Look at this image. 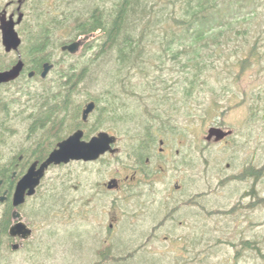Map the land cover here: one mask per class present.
<instances>
[{
    "label": "rangeland",
    "instance_id": "374dc122",
    "mask_svg": "<svg viewBox=\"0 0 264 264\" xmlns=\"http://www.w3.org/2000/svg\"><path fill=\"white\" fill-rule=\"evenodd\" d=\"M10 1L0 0V12ZM117 1L106 0L104 4L101 0H27L23 10H27L28 17L19 28L25 39L20 52L27 55L31 45L28 38L30 32L36 35L34 42H38L39 35L45 29L46 18L49 20L53 14H58L65 5L87 12L99 4L111 8ZM233 4L237 6V3ZM150 5L155 9L152 11L160 7L156 0H150ZM253 6L258 9L260 19L257 22L261 29L264 26V0ZM150 27L159 32L158 22H152ZM242 32L234 36L232 45L217 48L218 51L209 58L220 69L207 73L211 75L210 81L213 82L214 78L215 82L219 80L218 83L226 90L214 94L210 91V85L202 84L205 87L196 92L172 122L179 132L172 134L159 130L157 133L156 141L164 139L184 144L164 145L166 156H163L162 163L165 168L161 174L165 178L149 189L158 196L138 187L132 193H127L122 188L108 191L104 186L112 177L133 172L132 166H136L137 159L133 154L129 155L130 145H116L120 154H106L97 161L52 165L37 193L19 208L21 220L32 228V235L28 239L14 241V244H19L18 251H12L11 246L5 244L2 251L4 258L0 264H131L114 259L101 261L103 251L108 248L124 256L130 253H135L134 257L144 256L143 260L146 256L153 257L156 264H264V205L260 201L264 198V97L256 100L257 96H251L252 91L264 89V36L257 35L254 28H250L247 35ZM102 33L97 31L86 37L79 36L84 37L83 45L74 55L64 54L62 45L55 47L51 44L46 53L58 66L50 71L46 79L41 80L39 76L36 80L28 81L26 76L14 88H24L34 96L44 93L46 88L49 93L54 91V86L60 83V68L77 59L85 63L94 54L96 49L91 46L101 41ZM65 34L60 29L50 33V36L53 39H66ZM147 42L148 49L158 48ZM254 42L257 55L242 68L238 59L246 57L251 49L249 44ZM16 57L17 53L5 52L0 30L1 66L5 67ZM178 66L171 58L167 60L162 72L164 77L176 75ZM158 75H146L138 70L131 72L123 89L116 87L122 93L124 105L119 103L118 108L123 116L133 111L143 113L146 104L158 98L153 94L155 87L150 86L154 81L159 82ZM101 79L103 76L98 77L95 70L74 88L73 108L74 111L79 110V117L69 129L63 131L67 135L55 143L53 141V145L75 131L84 104L93 100L105 86ZM171 85L175 87L178 84L171 82ZM86 91H90V94L87 95ZM214 99H218V102L215 103ZM210 107L215 109L211 111ZM94 114L84 128L86 134L92 126H96ZM137 124L130 116L127 121L117 118L106 122L104 127L95 130L89 137L85 134L84 139L88 140L100 131H108L117 135L120 141H132L128 133ZM212 126L232 130L229 142L221 143L214 138L207 140L208 129ZM20 129L23 131V128ZM153 129L158 131V125L155 124ZM21 134L1 132V167L15 161L23 149H38V145H20ZM50 146L40 145L44 149ZM159 147L154 145L152 152L157 154ZM144 163L140 165L145 167ZM252 168L262 170L258 178H236ZM63 181L69 183V190L67 194L61 192L60 195H65L67 201L80 199L81 210L78 206L74 210L39 213L37 207L50 201L52 188L54 185L59 187ZM177 182L183 186V191H176ZM167 192L173 193L175 202L178 199H185L186 202L177 205L175 202L167 204L169 200L160 202L158 197L166 196ZM253 202H256L255 206H252ZM169 213H174V220L164 219ZM246 240L252 242L254 247L244 244Z\"/></svg>",
    "mask_w": 264,
    "mask_h": 264
},
{
    "label": "trees",
    "instance_id": "16d2710c",
    "mask_svg": "<svg viewBox=\"0 0 264 264\" xmlns=\"http://www.w3.org/2000/svg\"><path fill=\"white\" fill-rule=\"evenodd\" d=\"M101 1L106 3V0ZM156 1L160 5L156 11H152L154 7L150 5V0H118L111 8L99 4L87 12L77 11L65 5L58 11V14H53L49 20L46 18L45 29L33 47V55H35L33 62L36 64L35 68L38 73L41 72L45 61H51V57L46 53L51 44L58 47V45L76 40L79 36H86L97 31L103 32L101 41L96 46H91L96 50L85 63L82 64L77 59L59 70V78L63 81L54 86L55 89L52 91L54 143L67 135L63 131L69 129L72 121L67 125L65 119L70 117L77 121L79 117V110L74 111L73 108L74 88L95 70H97L98 77L103 76L101 80L105 86L93 97V100L96 101L93 114L95 113L97 122L95 127H91V131L86 134V137H89V134L95 130L104 127L106 122L117 118L127 121L128 116L138 123L128 133L132 141H156L159 130L172 134L178 133L179 131L175 129L172 122L180 113V109L188 105L196 92L205 87L202 84L210 85V91L214 94H218L223 89L226 90L221 83H218L219 80L215 82L214 78V83L211 82V75L207 74L212 69L220 70L215 61L209 59L218 51L217 48L223 49L227 45H232L235 35L242 31L244 35H247L250 28H254L257 35L264 36V26L261 29L258 27L257 21L260 19L258 9L253 6L260 0ZM233 3H237V6ZM152 22H158L159 32L150 27ZM242 27H245L244 30H241ZM60 29L65 31L66 39H53L50 33ZM147 41H150L153 46L157 45L158 48L148 49ZM249 45L251 46L250 52L246 54V57L238 59L242 68L251 62L252 57L257 55L255 42ZM170 58L179 64V70L176 71V75L165 78L162 72ZM227 62L225 61V63ZM56 66L58 63L54 65L53 70ZM96 66L98 67L96 68ZM1 68L3 66L0 62V70ZM138 70L146 75L159 73L157 76L159 82L154 81L150 84L152 88L155 87L153 94L158 98L152 101L153 104H146L143 113L138 114L133 111L123 116L122 111L118 110L119 103L124 105L122 93L116 87L123 89L129 81L131 72ZM171 82H176L178 85L174 87ZM162 88L164 89L163 93H161ZM46 90L47 88L45 93ZM89 92L86 91V94H90ZM251 96H257L256 100L263 98L264 89L252 91ZM214 102H218V99H214ZM210 109L212 111L215 108L210 107ZM155 124L158 125V131L153 129ZM55 146L52 145L44 149L38 145V149L33 151L39 159H43ZM143 146L130 145L129 155L133 154L141 159V162H144L143 154L149 150ZM103 157L104 155L100 159ZM16 162H18V157L15 161L1 167L2 189H8L9 193L6 201H1L0 260L4 258L2 251L5 244L10 245L12 251H18L14 248L16 237L10 235L9 232L10 226L14 222L13 212L16 209L11 196L16 181L21 175L19 172L17 176H14V171L21 168L16 165ZM261 172L262 170L252 168L250 171L245 170L236 178L242 179L245 176L258 178ZM67 184L69 183L63 181L59 187L54 185L51 194H49L51 200L43 202L42 206L37 207L38 212L51 214L74 210L82 205L81 202H78L80 199L67 201L65 195H60L61 192L67 194L66 192L69 190ZM253 197L255 199V195ZM260 201L264 205V198ZM255 204L256 202H253L252 206ZM79 208L81 210L82 206ZM244 244L254 247V244L248 240L244 241ZM127 247L130 249L129 246ZM117 253L108 248L103 251L101 261L114 259L116 262L127 261L131 264H156L157 262L155 258L149 256L143 260L144 256L134 257L135 253H130L128 256L121 255V252Z\"/></svg>",
    "mask_w": 264,
    "mask_h": 264
},
{
    "label": "flooded vegetation",
    "instance_id": "af4514ba",
    "mask_svg": "<svg viewBox=\"0 0 264 264\" xmlns=\"http://www.w3.org/2000/svg\"><path fill=\"white\" fill-rule=\"evenodd\" d=\"M19 1L20 0H16V2L15 0L10 1L4 7L1 8V11L6 9L8 15L14 14L15 20H17L19 16V10H18V7L20 5ZM22 1L23 3L21 4L20 11L24 13V17L20 23L16 24V30L18 31L22 39V43L18 51H15V50H12L10 52L5 51L6 53H11V54L17 53V57L14 60H11V62L7 64L5 67L1 68V71L10 69L20 59L24 61V68L18 78L11 80L9 82H4L0 84V90H1L0 138H1V132H6L7 134L13 133L14 135L22 132L21 135L23 136V138L20 140V145H53V140H54V137H53V131H54L53 92L51 91L49 93L48 91H46V93L44 92L40 94L39 96H34L30 94L29 91L24 90V88H19V89L14 88L16 87L15 85L21 82L23 79H25L26 76H27L28 81L38 79L39 76H41L44 64L46 62L53 63L51 61H45L43 63L41 72L38 73L36 71V68H35L36 64L33 62L34 56H35L33 55V52H34L33 47L36 43L34 42L36 39V35L33 34V31L30 32V36L28 37L31 45L29 46L27 55L24 56L20 52V48L23 46V44H25L24 43L25 39L23 35L21 34V32L19 31V28L25 23L26 18L28 17L27 10L26 9L23 10V7H25L27 0H22ZM15 5L16 7L13 8ZM83 39L84 37L83 38L81 37L76 40H81L83 43ZM74 41H71V42H74ZM71 42H68V43H71ZM68 43H65V44H68ZM63 53L68 54L69 52L63 51ZM32 71H34L35 74L34 76L30 77L29 73H31ZM48 75L45 78L41 76L42 78L41 80L46 79ZM59 81L61 82L63 80L60 79ZM65 81H67V79H65ZM91 101H94L96 103L95 100H90L87 103ZM87 103H85L82 108L81 120L79 124L77 125V128L75 129V131L80 128L84 129L85 126L90 123V119H91L93 112L89 114L86 120L82 118L83 110ZM65 121L68 125L71 121L73 122L74 119L73 118L70 119L69 117V118H66ZM20 128H23V131ZM85 134H86V131H85ZM232 134H230L223 140H220L219 142L221 143L229 142V138L232 136ZM110 145H114L115 147L116 145H144L143 148H147V150L149 151L143 154L144 157L142 159L145 161L144 166L148 168L146 169L145 167L141 166L140 165L142 163L140 161L141 159H139L138 157H135L134 159L135 160L137 159V163H136V166H132L133 172L127 173L124 176L112 177L111 179L113 178L117 179V186L113 189H109L106 185L107 183H104V186L106 187V189L108 191H115L117 189L122 188V190H126L127 193H132L133 190H135V188L138 187L143 190L145 189L146 192L150 195L158 196L157 193H153V190H149V189H152L155 186L156 182L163 181L165 178V176L161 174V171H163L165 168L164 167L165 165H163L162 163L163 156L164 155L166 156V154L164 153V150H165L164 145H184V144H181L178 142L177 143L168 142V141H165L164 139H160L159 141H120V138L118 137V141L113 142ZM154 145L160 146L157 154H154V152H152ZM22 151L17 156L18 162H16V165L21 168L17 171H14V176H17L19 172H21V175L18 177L17 181L27 172L28 168L34 161H39V163H41L47 157L46 156L43 159H39L37 157V154L33 151V149H30V148L23 149ZM118 151L120 152V149ZM118 151L114 154L113 153H107V154H111L115 156V155L120 154ZM1 181L2 180H1V163H0V222H1V196L6 195V198L4 200L6 201V199L8 198V193H9L8 189H2ZM175 189L176 191L181 192L183 191L182 190L183 186L177 182L175 184ZM37 191H38V188H37ZM13 192H12V195H13ZM143 194L145 195L146 193H143ZM29 198L31 197H27L26 201ZM158 198H159V201L162 203H165L166 200H169L167 201V204H173L175 202V199H174L175 197L173 198V193L171 192H167L166 196H163L161 198L159 196ZM185 202H186L185 199H178L175 202V205H177V203L184 204ZM170 214L172 216L171 219L174 220L175 219L174 213H170ZM182 223H183V220L180 221V224ZM110 226L112 227L113 223H111ZM16 239H20V238L16 237Z\"/></svg>",
    "mask_w": 264,
    "mask_h": 264
},
{
    "label": "water",
    "instance_id": "95a60500",
    "mask_svg": "<svg viewBox=\"0 0 264 264\" xmlns=\"http://www.w3.org/2000/svg\"><path fill=\"white\" fill-rule=\"evenodd\" d=\"M18 7L19 16L15 20L14 14L8 15L7 10L0 12V30L2 32V44L6 52L12 50L18 51L22 43V39L16 30V24L20 23L24 17L21 10L22 0L19 1ZM81 40L65 44L62 46V51H69L71 54H76L82 46ZM24 68V61L20 59L13 67L7 70L0 71V84L9 82L18 78ZM54 68V64L46 62L43 66L41 76L45 78ZM35 72L29 73V76H34ZM96 108V103L91 101L86 104L82 118L86 120L91 112ZM232 130H225L221 127L212 126L208 129L206 136L207 140L220 141L232 134ZM85 130L80 128L74 131L66 139L59 141L56 147L47 155V157L39 163L34 161L27 172L17 181L13 195L12 203L16 208L13 212L15 222L10 226V235L19 237L20 239H28L32 235V228L21 220V212L17 209L26 202L27 197L34 196L37 188L40 186L42 179L45 177L47 170L52 165L69 164L73 161L93 162L100 159L107 153H116L119 148L110 145L118 141V136L111 134L108 131H100L92 136L89 140L84 139ZM2 183V181H1ZM107 187L113 189L117 186V179L113 178L107 182ZM6 195L1 196V201H4ZM14 248H19V244H14Z\"/></svg>",
    "mask_w": 264,
    "mask_h": 264
},
{
    "label": "bare ground",
    "instance_id": "6f19581e",
    "mask_svg": "<svg viewBox=\"0 0 264 264\" xmlns=\"http://www.w3.org/2000/svg\"><path fill=\"white\" fill-rule=\"evenodd\" d=\"M171 214L169 213L166 217H164V219H166V220H170L171 219Z\"/></svg>",
    "mask_w": 264,
    "mask_h": 264
}]
</instances>
